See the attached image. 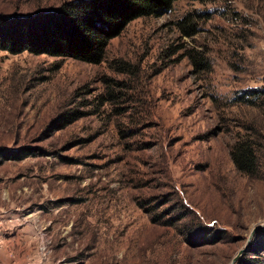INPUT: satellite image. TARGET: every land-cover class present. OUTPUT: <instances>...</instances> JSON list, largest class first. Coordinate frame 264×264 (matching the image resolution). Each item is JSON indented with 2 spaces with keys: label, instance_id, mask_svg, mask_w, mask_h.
Here are the masks:
<instances>
[{
  "label": "rangeland",
  "instance_id": "obj_1",
  "mask_svg": "<svg viewBox=\"0 0 264 264\" xmlns=\"http://www.w3.org/2000/svg\"><path fill=\"white\" fill-rule=\"evenodd\" d=\"M62 1L0 0V14ZM254 87L264 0H173L95 63L0 49V264H228L264 222V94L233 100ZM245 135L260 176L230 158ZM263 228L232 264H264Z\"/></svg>",
  "mask_w": 264,
  "mask_h": 264
},
{
  "label": "trees",
  "instance_id": "obj_2",
  "mask_svg": "<svg viewBox=\"0 0 264 264\" xmlns=\"http://www.w3.org/2000/svg\"><path fill=\"white\" fill-rule=\"evenodd\" d=\"M172 1L64 0L55 8L36 9L23 15L0 14V49L9 52L27 50L95 63L102 59L108 40L117 35L129 20L163 13L171 7ZM189 15L186 13L177 19L176 25L183 30L188 29L187 34H192L195 27L188 22ZM199 60L193 58V64L202 65ZM261 94H264V88H248L233 100L250 103ZM259 145L257 140L246 135L233 141L229 155L238 171L260 176ZM256 233L264 242V228ZM203 239L211 240L202 237L203 242ZM257 246L253 242L248 250L256 251ZM238 263L255 264L252 259L244 257Z\"/></svg>",
  "mask_w": 264,
  "mask_h": 264
},
{
  "label": "water",
  "instance_id": "obj_3",
  "mask_svg": "<svg viewBox=\"0 0 264 264\" xmlns=\"http://www.w3.org/2000/svg\"><path fill=\"white\" fill-rule=\"evenodd\" d=\"M261 227H264V222H261V223H259V224H256V225H254V226L251 228V230H250V232H249V234H248V236H247V239H246L245 244H244L242 247H239V248L237 249V251L235 252V254L230 258L228 264H232V263L235 261V259H236L239 255H241V253H243L244 251L247 250V243H248V240H249L251 234L253 233V231H254L255 229H257V228H261Z\"/></svg>",
  "mask_w": 264,
  "mask_h": 264
}]
</instances>
